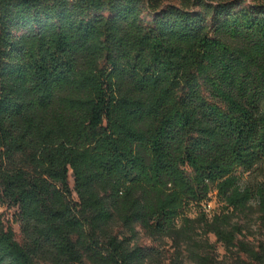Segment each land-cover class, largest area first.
<instances>
[{
  "label": "trees",
  "instance_id": "1",
  "mask_svg": "<svg viewBox=\"0 0 264 264\" xmlns=\"http://www.w3.org/2000/svg\"><path fill=\"white\" fill-rule=\"evenodd\" d=\"M254 208L264 0H0V264H264Z\"/></svg>",
  "mask_w": 264,
  "mask_h": 264
},
{
  "label": "rangeland",
  "instance_id": "2",
  "mask_svg": "<svg viewBox=\"0 0 264 264\" xmlns=\"http://www.w3.org/2000/svg\"><path fill=\"white\" fill-rule=\"evenodd\" d=\"M166 3L171 1L175 2V0H164ZM245 180L248 181H262L263 176L260 173V170L252 173L251 175L246 174ZM71 185H73V178L71 177ZM212 201L209 205L206 206V212L211 218L215 212H218L221 208L218 199L213 196ZM3 213V219L6 220L8 225H11L16 234L20 238V225L15 223L13 220L14 210L8 209L6 207L1 209ZM198 210H193L190 212V215L193 217H197ZM234 222L242 226L244 229L243 239L247 241L250 245H254L255 247H259L261 244H264V215L258 211V209L254 208L251 212L246 214H239L234 217ZM210 242L216 246L215 257L221 261H224V264H243L246 260V255L241 254H230L227 252L225 246L220 242H217V238L214 234L209 235ZM141 244L143 247H153L159 250L155 256L149 259L147 263L149 264H199L190 258L187 247L183 245L182 253L179 255L176 251V247L173 245V241L168 239L163 242L157 243L149 239L145 234H141ZM259 249V248H258Z\"/></svg>",
  "mask_w": 264,
  "mask_h": 264
}]
</instances>
